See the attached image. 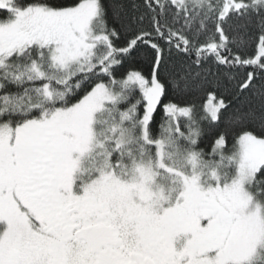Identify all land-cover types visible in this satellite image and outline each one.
I'll list each match as a JSON object with an SVG mask.
<instances>
[{
    "label": "snow or ice",
    "instance_id": "obj_1",
    "mask_svg": "<svg viewBox=\"0 0 264 264\" xmlns=\"http://www.w3.org/2000/svg\"><path fill=\"white\" fill-rule=\"evenodd\" d=\"M0 264H264V0H0Z\"/></svg>",
    "mask_w": 264,
    "mask_h": 264
}]
</instances>
